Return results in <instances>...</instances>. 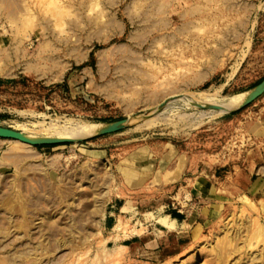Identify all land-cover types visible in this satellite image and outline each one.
Masks as SVG:
<instances>
[{"label": "rangeland", "instance_id": "rangeland-1", "mask_svg": "<svg viewBox=\"0 0 264 264\" xmlns=\"http://www.w3.org/2000/svg\"><path fill=\"white\" fill-rule=\"evenodd\" d=\"M263 80L264 0H0V126L52 139L124 120L77 143L0 138V264H264V195L246 204L234 179L212 220L146 256H104L117 232L103 229L125 195L116 165L142 148L174 153L169 191L140 193L155 227L207 204L192 178L237 172L264 112V93L242 99Z\"/></svg>", "mask_w": 264, "mask_h": 264}, {"label": "crops", "instance_id": "crops-1", "mask_svg": "<svg viewBox=\"0 0 264 264\" xmlns=\"http://www.w3.org/2000/svg\"><path fill=\"white\" fill-rule=\"evenodd\" d=\"M261 108L256 122L250 127L255 145L247 150L244 162L238 166L237 172H225L222 177H219L215 172L205 171L192 178L194 185L192 194L208 202L202 205L192 203L190 208L193 210V215L189 219L179 215L173 217L172 213L165 214L169 219L176 220L174 229H167L159 223V227H155V224L144 220L141 214L147 211V208L144 207L140 196V193L148 191L147 188L151 187L153 181H159L161 186L165 187L166 192L169 191L173 170L171 164L174 157L170 145L163 144L160 149L154 147H148L146 150L145 148L138 149L119 160L116 170L120 184L123 185L122 193L125 195H117L106 205L103 229L112 232L118 217L127 220L130 226H133L135 220L139 219L145 226V231L121 239V242L125 245L139 244L145 251L156 250L170 243V240L178 243L181 239L190 237L197 231L198 226L202 227L212 220L226 200L223 192L228 193V187L225 184L229 179H234L235 189L240 195L262 197L264 195V112L263 107ZM217 182L219 186H215ZM165 204L167 208V202ZM124 206L128 210L123 211ZM132 207L136 209L135 214L129 211ZM134 227L139 228L140 224H135Z\"/></svg>", "mask_w": 264, "mask_h": 264}, {"label": "bare ground", "instance_id": "bare-ground-1", "mask_svg": "<svg viewBox=\"0 0 264 264\" xmlns=\"http://www.w3.org/2000/svg\"><path fill=\"white\" fill-rule=\"evenodd\" d=\"M252 90H253V88L252 89H250L249 90V92L247 93V94H245L244 96H243V104L241 105V107L242 106H244L245 105V102H246V98H247V96L252 92ZM188 96V95H187ZM186 96V97H187ZM240 96V95H239ZM238 97V96H237ZM184 98V97H183ZM190 98V97H189ZM188 98V99H189ZM239 98V97H238ZM185 99H187V98H185ZM235 99V98H234ZM184 100V99H183ZM180 101V100H179ZM191 103H192V101H191V99L189 100ZM188 101V102H189ZM195 101V100H194ZM197 101H199V100H197ZM228 101H230V100H228ZM235 101H236V99H235ZM239 101L241 102V99H239ZM238 100H237V103L239 102ZM184 102V101H183ZM209 105H210V103L209 102H207ZM207 103H205V104H207ZM226 103V102H225ZM229 103V102H228ZM232 103H234V102H232ZM163 104V106L165 105V103L163 102L162 103ZM186 104H187V102H186ZM229 104H231V103H229ZM161 105V104H160ZM185 105V104H184ZM195 105V104H194ZM197 105H199V104H196L195 106H197ZM212 105V104H211ZM221 105V104H220ZM219 105V106H220ZM223 105V104H222ZM225 105V104H224ZM223 105V106H224ZM232 105V104H231ZM237 105H239V104H237ZM159 106V105H158ZM157 106V107H158ZM188 106V105H187ZM194 106V107H195ZM228 106V105H227ZM157 107H155L154 109H152L151 111H149L148 112V114H146V113H144L140 118H138V119H136L134 122L136 123V122H139V121H142V120H145V119H147V118H149V117H151L152 115L154 116V114L156 113V109H157ZM193 107V106H192ZM163 108V107H162ZM240 108V107H239ZM222 109V108H221ZM223 109H224V107H223ZM159 112V111H158ZM157 114H155V116H156ZM159 115V114H158ZM161 115V114H160ZM138 117V116H137ZM136 117V118H137ZM156 117H158V116H156ZM155 117V118H156ZM152 118V120H150V119H147L146 120V123L145 124H147V123H151L152 124V122H148V120L149 121H156L158 118ZM135 118L133 117V119L132 120H134ZM155 119V120H154ZM121 122H124V120L123 121H118V122H112V123H108V125L107 126H105V127H102V128H98L97 126H85L84 128H80L79 126V129H76V131H75V128H74V130H73V128H70L69 126V129L70 130H73L72 131V133H71V135H69V136H71V138H69V139H73V141L72 142H78V140H80V139H87V138H90V137H94L95 135H97L99 132H101V131H104V130H109V129H112V128H114V127H116L117 125H123L124 123H122L121 124ZM76 124H78L79 125V123H76ZM75 123H74V125H76ZM145 124H142V125H145ZM151 124H149V125H151ZM83 125V124H82ZM81 125V126H82ZM148 125V126H149ZM17 126V125H16ZM19 126H21V124L19 125ZM22 126H23V124H22ZM71 126V125H70ZM73 126V125H72ZM147 126V125H146ZM57 127H60V126H57ZM57 127H55L56 129H58V130H60L61 129V127H63V126H61L60 127V129L59 128H57ZM67 127V126H66ZM66 127H64V128H62L63 130H66ZM22 128V127H21ZM24 129V128H23ZM25 129H26V127H25ZM68 130V129H67ZM67 130H66V132H67ZM70 130H69V132H70ZM45 131V130H44ZM47 131H49V128L47 129ZM54 131L55 130H53V132L51 133V134H53L54 133ZM56 132V131H55ZM61 132V131H60ZM59 132V133H60ZM63 132V131H62ZM65 132V131H64ZM28 133V132H27ZM41 133V132H40ZM39 133V134H40ZM44 133H46L47 134V132H44ZM58 133V132H57ZM58 133V134H59ZM33 134V133H32ZM36 134V133H35ZM39 134H38V136H39ZM62 134V133H61ZM21 135L24 137V138H26V139H28V140H33V141H40V140H44L43 138H41V139H38V138H36V139H32V138H30V137H34V136H27V135H24V134H22L21 133ZM41 135H43V134H41ZM57 134L55 133V135L54 136H56ZM66 135H68V133H66ZM37 136V135H36ZM50 136H52V135H50ZM64 136H65V134H64ZM57 137H58V135H57ZM83 137H85V138H83ZM40 138V137H39ZM46 138H48V137H46ZM53 139V138H52ZM11 140H13L14 141V143L15 142H17V143H20V145H26V146H28V147H30L29 145H28V143H23V142H21V141H18V140H15V139H11ZM71 142V143H72ZM242 198H243V200H244V202L246 203V204H252V202H251V200L249 199V197L248 196H246V195H243L242 196ZM242 200V201H243ZM125 210H128V208L127 209H125ZM131 210V212H133V211H135V207H132L131 209H129V211ZM237 210H238V208H237ZM142 216H143V218H144V220H146V221H149L151 218H154L155 216H154V213L153 212H151V211H144V213L142 214ZM155 222L156 223H159V224H161L162 226H164V227H166L167 229H174L175 227H176V222H175V220H173V219H169L168 218V216H166V215H163V216H158V217H156L155 218ZM153 223V222H152ZM135 224H140V227L139 228H136V227H134L135 226ZM144 224V223H143ZM114 229L116 230V234H114L113 236H112V242L114 241V246L111 248L110 247V249H106V250H104V256H107V257H109V258H111L112 260H114L115 262H119V260H122L123 258H125V257H127V256H137V255H147L148 253H147V251H145V250H143L142 249V247L139 245V244H136V245H125L123 242H121V239H124V238H127V237H130L131 235H134V234H140V233H142V232H144L145 231V226H143L142 224H141V222L139 221V219H136L135 220V223L133 224V226H130L129 225V223H128V221L127 220H124L123 218H121V217H119V218H117V220H116V222H115V225H114ZM224 227V226H223ZM113 231V230H112ZM110 239V240H111ZM106 240V239H105ZM108 240H109V238H108ZM148 252H150V251H148ZM199 252V251H198ZM150 254V253H149ZM197 254V253H196ZM195 254V255H196ZM199 255V254H198ZM197 257V256H196ZM123 262V261H122ZM5 263V262H4ZM33 262H27V261H22L20 264H32ZM96 264H98V263H96Z\"/></svg>", "mask_w": 264, "mask_h": 264}, {"label": "water", "instance_id": "water-1", "mask_svg": "<svg viewBox=\"0 0 264 264\" xmlns=\"http://www.w3.org/2000/svg\"><path fill=\"white\" fill-rule=\"evenodd\" d=\"M263 93H264V80L253 88L252 92L246 98L245 105L253 102L255 99H257ZM162 107H163V104L159 105L156 109L157 110L156 113L158 111H160L162 109ZM199 107L207 108V109H218L219 108V106H217V105H209V104H203V105H200ZM118 121H122V120H118ZM114 130H116V127L109 129V130L101 131L97 135L109 133V132L114 131ZM97 135H95V136H97ZM0 138L15 139V140L21 141L23 143H28L32 146L71 143L73 141V139L60 138V137L53 138V139H44V140H40V141L28 140V139L24 138L19 131H16L10 127H3V126H0ZM82 140H84V139H80V140H78V142H80Z\"/></svg>", "mask_w": 264, "mask_h": 264}]
</instances>
